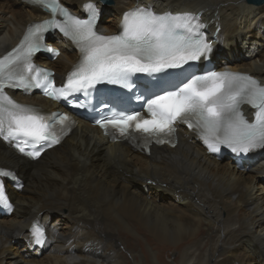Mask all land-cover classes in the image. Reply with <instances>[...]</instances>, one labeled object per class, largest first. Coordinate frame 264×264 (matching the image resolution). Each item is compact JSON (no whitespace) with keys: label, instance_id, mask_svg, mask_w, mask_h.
I'll list each match as a JSON object with an SVG mask.
<instances>
[{"label":"bare ground","instance_id":"6f19581e","mask_svg":"<svg viewBox=\"0 0 264 264\" xmlns=\"http://www.w3.org/2000/svg\"><path fill=\"white\" fill-rule=\"evenodd\" d=\"M61 1L80 16L87 4H94L101 16L98 29L105 35L117 34L124 14L135 7L191 13L206 26L218 70L241 72L264 85V5L245 0H113L109 9L105 0ZM48 17L25 0H0V57L30 26ZM49 43L62 55L55 61L37 56L35 62L61 79L77 66L80 51L59 37ZM12 95L38 114V107L62 110L39 95ZM177 137L176 148L156 147L146 156L124 142H110L84 122L61 146L34 162L0 140V166L25 182L21 191L7 184L14 210L0 219V264H143L135 248L125 246L131 263L119 246L123 237L142 243V236L149 244L173 245L177 264L264 262V150L252 153L242 171L234 161L209 155L198 136L180 130ZM139 184L151 192L143 193ZM55 214H65L68 223L53 221ZM35 221L48 229L43 246L33 243ZM154 262L160 264L157 258Z\"/></svg>","mask_w":264,"mask_h":264},{"label":"snow or ice","instance_id":"6c2138e0","mask_svg":"<svg viewBox=\"0 0 264 264\" xmlns=\"http://www.w3.org/2000/svg\"><path fill=\"white\" fill-rule=\"evenodd\" d=\"M31 2L48 9L54 18L30 28L20 46L0 59V132L6 128L8 136L25 137L22 144L17 145L20 152L25 151L29 140L35 144L58 143L56 125H64L69 117L45 118L35 109L16 103L5 89L38 87L54 100H67L72 93L87 92L98 84L131 89L134 87L132 77L137 73L153 77L166 73L159 77V86L175 90H165L148 99L147 115L122 111L98 120L106 133L111 131L114 137L116 133L121 137L141 133L146 140L155 139L162 144L166 142L162 137L174 133L173 125L180 120L199 130L212 152H218L220 145L241 153L264 147V86L241 73L209 72L197 76L189 75V69L184 67L190 61L206 57L212 50L200 32L202 25L194 22L196 18L134 9L124 16L122 34L105 36L95 30L97 10L92 3L85 6L89 17L80 19L58 0ZM57 15L63 19H55ZM49 28L59 29L77 43L84 54L66 84L60 87L56 86L51 73H36L34 79L28 75L33 72L31 55L38 50L39 37ZM242 104L256 109L254 122L244 117ZM27 154L38 157L40 152ZM9 177L14 178L12 173L0 170V203L10 207L3 182ZM34 234L36 242L42 243L43 229L34 228Z\"/></svg>","mask_w":264,"mask_h":264},{"label":"rangeland","instance_id":"374dc122","mask_svg":"<svg viewBox=\"0 0 264 264\" xmlns=\"http://www.w3.org/2000/svg\"><path fill=\"white\" fill-rule=\"evenodd\" d=\"M112 2V4H106L104 3V5H108L109 9L110 7H113L114 6V1L113 0H110ZM105 2V1H104ZM190 2H193V0H190ZM101 3L99 2V5ZM103 5V7H104ZM73 8V7H72ZM103 18L107 19L108 16L104 15ZM248 48V46L246 47ZM218 51V49L216 50V52ZM260 52L258 53H261L262 54V51L259 50ZM257 53V54H258ZM259 55V54H258ZM91 133V132H90ZM229 159L228 158H225L221 161H223L224 163L227 162ZM141 183V182H140ZM26 186H27V183H26ZM140 188H141V191L143 193H147L148 192H151L149 190H146V187L142 186L141 184H139ZM224 208L221 207V210H223ZM65 216V214H63ZM62 216V214H55L53 216V221L56 220L57 218H63V225L64 223H68V219L66 220V218ZM89 230H92L91 228H89ZM121 241L123 242V244L119 245L120 246V249L123 251L124 253V257H125V260L126 261H130L131 263H133V258L132 256L130 255V253L128 251L125 250V246L127 244V246L129 248H135L136 249V252L141 256V260L143 262V264H147V261L150 263V264H157L156 262H154V259L157 260L159 259V262L160 264H177L179 263V258H178V253L176 251H174L173 249V245H170V246H164L163 244H160V243H156V242H152V244H149L147 241V237L146 236H142L141 238V241L142 243H139L136 239H133V238H126V237H123L121 239ZM19 246H24V244H21L18 243ZM142 245V246H141ZM142 248H144L145 251H147L149 254H151V257L148 256V258H146L143 254V251H142ZM35 251V250H34ZM153 254V255H152ZM159 264V263H158ZM258 264H264V262H260Z\"/></svg>","mask_w":264,"mask_h":264},{"label":"water","instance_id":"95a60500","mask_svg":"<svg viewBox=\"0 0 264 264\" xmlns=\"http://www.w3.org/2000/svg\"><path fill=\"white\" fill-rule=\"evenodd\" d=\"M247 4L253 5V6H262L264 5V0H245ZM106 4H112L110 0H105Z\"/></svg>","mask_w":264,"mask_h":264}]
</instances>
